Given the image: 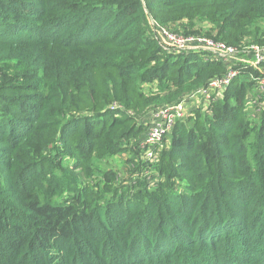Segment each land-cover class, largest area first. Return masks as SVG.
<instances>
[{"label": "trees", "instance_id": "16d2710c", "mask_svg": "<svg viewBox=\"0 0 264 264\" xmlns=\"http://www.w3.org/2000/svg\"><path fill=\"white\" fill-rule=\"evenodd\" d=\"M150 20L264 46V0H0V264H264L261 73L238 65L147 159L149 113L226 70Z\"/></svg>", "mask_w": 264, "mask_h": 264}, {"label": "built area", "instance_id": "2783aa9c", "mask_svg": "<svg viewBox=\"0 0 264 264\" xmlns=\"http://www.w3.org/2000/svg\"><path fill=\"white\" fill-rule=\"evenodd\" d=\"M156 32L162 49L171 53L184 54L201 51L207 54L208 58L223 62L226 70L222 76L212 78L206 87L186 95L177 103L159 106L149 113L148 127L142 140L143 144L148 146L145 153L147 159L153 158L154 150L151 147L162 141L171 131L176 120L186 117L185 110L191 106L190 104L196 105L201 98L211 99L215 91L224 90L232 80L240 75L241 69L238 65L250 66L260 71L261 74L255 78L257 94L255 101L261 94L264 95V47L251 45L238 49L206 36L174 34L159 25L156 27ZM114 106L117 107V105Z\"/></svg>", "mask_w": 264, "mask_h": 264}, {"label": "rangeland", "instance_id": "374dc122", "mask_svg": "<svg viewBox=\"0 0 264 264\" xmlns=\"http://www.w3.org/2000/svg\"><path fill=\"white\" fill-rule=\"evenodd\" d=\"M149 22L152 24V28H154V29H156L157 25L161 26L160 24L156 23L153 20H150ZM179 26L180 25L175 24V25H172V26L171 25H166V26H162V27H164L165 29H167L168 31H170V32H172L174 34L182 35V32H181L182 29ZM177 28L180 30L181 33L174 31V29H177ZM206 30H207V26L204 25V30L201 33H195V34H190V35H192V36H206V37H209V36H207ZM243 47H248V46L245 45ZM240 75L244 79H246L248 77L247 75H243V73H240ZM144 86L145 87H150V83H146ZM222 91H215L216 93L215 94L213 93V94L214 95H216V94L220 95L222 93ZM250 99H251V97H250ZM197 104H200V102H198ZM192 105H194V103H192ZM263 105L264 104H263L262 101H257V100L255 101V99L253 98V99L250 100V103L248 104V106H246V110L251 112L254 109V107L261 108ZM193 107H195V106H193ZM192 109L193 108L190 106L189 108H187L185 110V112L187 113L186 116L190 114V110H192ZM166 135H167V137H166V140H165V144L168 145L169 144V138H168L169 133L166 134ZM156 146H159V144L156 145ZM160 148H161L160 146L157 147V150L160 149ZM144 156H145V154H144ZM125 158H126V155L123 154V153L116 154V155L113 156L112 159L109 160V165L111 167L115 168L116 170H119V172L123 175V173H126V170H128L127 169L128 166L126 165ZM101 166L104 167V163H102ZM151 177H152V175L147 172L146 173V178L149 180Z\"/></svg>", "mask_w": 264, "mask_h": 264}]
</instances>
